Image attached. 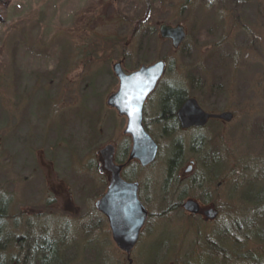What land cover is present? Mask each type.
<instances>
[{
    "label": "rangeland",
    "instance_id": "rangeland-1",
    "mask_svg": "<svg viewBox=\"0 0 264 264\" xmlns=\"http://www.w3.org/2000/svg\"><path fill=\"white\" fill-rule=\"evenodd\" d=\"M192 4L197 9L190 10ZM238 4L0 0V153L7 152L0 161V202L10 203L8 230L19 236L43 227L51 238L64 232L57 229L70 227L73 242L81 240L76 249L80 264L131 263L111 238L107 217L95 207L105 192L98 182L100 151L114 144L118 152L130 144L124 135L126 118L106 103L119 89L116 63L123 61L131 73L143 64L165 61L167 73L144 108L162 150L154 167L136 176L145 183L151 217L132 264H154L160 252L155 264H198L209 254L206 239L218 242L217 236L230 255L229 264H242L250 251L264 253V239L257 237L264 235V225L253 231L264 212L258 208L264 207V0ZM162 24L187 29L178 50L160 40ZM198 73L206 84L210 79L214 95L205 90L202 98L198 90L200 99L191 97L207 113L232 112L234 118L210 123L199 134L203 154L221 151V178L212 182L208 175L196 184L188 178L179 185L166 181L163 170L171 141L161 134L158 105L165 86L193 93L192 78ZM195 134L171 135L183 142L184 162L178 169L183 176L190 161H197L192 178L211 167L204 158L200 162L202 153L193 154ZM257 193L263 198L256 203L246 199ZM192 199L212 204L219 213L215 221L185 212L184 202ZM83 238L95 244L87 248Z\"/></svg>",
    "mask_w": 264,
    "mask_h": 264
},
{
    "label": "water",
    "instance_id": "water-1",
    "mask_svg": "<svg viewBox=\"0 0 264 264\" xmlns=\"http://www.w3.org/2000/svg\"><path fill=\"white\" fill-rule=\"evenodd\" d=\"M112 1L116 3L119 0ZM159 29L161 40L171 41L173 50H178L185 43L187 34L183 26L162 24ZM166 68L165 61H157L153 65H143L127 74L121 62L113 66L119 89L109 97L106 105L115 109L119 117L127 118L124 134L132 140L129 160L139 161L143 168L154 164L159 153L157 141L144 127V105L159 86ZM176 116L182 129L189 130L205 127L212 119L231 123L234 113H207L195 99L190 98L177 111ZM100 156L105 169L112 173L113 177L110 187L104 197L95 203V207L102 216L107 217L114 243L129 259L149 219L148 211L140 202L139 184L124 182L121 178L122 167L114 162V146L103 148ZM183 208L191 215H202L209 221H215L219 214L213 206L202 210L200 204L193 199L186 201Z\"/></svg>",
    "mask_w": 264,
    "mask_h": 264
},
{
    "label": "trees",
    "instance_id": "trees-1",
    "mask_svg": "<svg viewBox=\"0 0 264 264\" xmlns=\"http://www.w3.org/2000/svg\"><path fill=\"white\" fill-rule=\"evenodd\" d=\"M230 1L235 4H238L239 2V0H230ZM259 4L261 5L262 3L259 2ZM243 6L247 7L246 4H244ZM195 9L197 8L194 6V4H192L190 10H195ZM262 14H263L262 20L264 21V12ZM152 37L153 35H151V38ZM110 42L112 44L115 43V41H110ZM196 75L197 76L195 77V79L192 78L193 93L189 91L186 92L182 88L165 86L162 89L164 92L165 90L167 91L165 98L162 99L158 105L159 116H160L158 123L160 127H162L161 134L162 136L166 135L165 137H169L170 138L169 140L171 141L170 146L167 147V149L169 148L170 150L168 149V154L167 156H165L164 159L165 166L163 170L167 175L166 181L173 180L174 183L177 182L179 185L182 182L179 181L177 172L179 167L182 166V163L184 162L183 160L184 154L182 153L183 142L180 138L178 139L172 138L171 136L173 134L178 133L179 131L183 132L177 120L178 119V117L176 116L177 111L184 105L187 99L191 96H195L197 100L200 99V97L205 98V94H204L205 90L210 91V94L214 95L210 79H208L209 82L208 84H206V82L202 78H200L199 73ZM16 79L20 84L22 80L21 75L16 77ZM198 90L202 93L200 97L196 95ZM21 98H23L22 95ZM0 105H1V99H0ZM71 139L73 140L74 137L72 136ZM193 140L194 143L192 148L195 151V152L193 151V154L197 153V155L200 156V154L204 151V147L202 146L204 145L202 144L203 139L200 140L199 138H195ZM209 145L210 144H207L208 147ZM200 147L202 148L201 151H199ZM127 150L128 147L126 148V151ZM4 151H3L4 153H0V161H2V158L6 157L7 155L5 148ZM221 157H222L221 151H219L218 148L216 149L212 148L211 150L208 149V152H206V154H203V156L201 157L200 162H202L203 160L202 158H204L205 159L204 163L211 165V167L207 168L205 174L201 173L200 175L195 173V176L190 181H193L196 184L201 182L202 180H205V176L208 175H212L213 178V180L211 178L212 182L215 180L214 178H218V179L221 178V171L223 169V161H224L221 159ZM263 197L262 195L260 197V193H257L253 197L249 195V197H247L246 199L249 201H254L256 203L258 200H260L259 198H263ZM9 207H10L9 202L5 200H2L0 202V264H80L78 262L79 255L77 254L76 249L79 248L78 245L81 240H78L77 242L76 241L73 242L74 239L71 236L72 230H70L71 229L70 227L57 229L58 231L63 230L64 232H62L61 235H58V232H56L57 236L53 233V237L51 238L49 237V235L45 234L46 228L43 227L30 228L31 230H29V232L31 234L18 236V233H16L17 234L16 235L14 234V232H12V230L9 231L10 229L8 230V228L6 227L5 222L10 216V214L8 213ZM258 208L264 211V207H258ZM258 208H254V209H258ZM254 223L255 222H252V224ZM100 224L101 222L97 221L94 222L93 225L94 227L96 226L97 228L98 226H100ZM255 224L256 226L253 229V231L256 230L259 231V227L261 225H264V212L262 214V217L258 219ZM246 227L247 230L248 229L251 230L250 226H246ZM225 230L228 231V228H225ZM225 230L223 229L221 233H225L226 232ZM77 233H79V231H77ZM233 236H234L233 234H228V238L231 240H233ZM261 236L264 235H260V233L257 235V237H259L258 240L263 241L264 237ZM217 237H219L218 242L213 239L212 240L206 239V245L208 246L209 254L205 255L203 259L201 258L200 260H198V264H229L230 255L226 253V249L223 245L222 238H220V236ZM89 239L90 238L84 239V241L82 240L83 242H85L84 246H86L87 248H91V246L95 244V241L91 243ZM262 243L264 242H260V244ZM160 255L161 252L154 259V264L156 263V261H159ZM243 263L264 264V253L261 252V249L257 251H250L249 253H247L246 258L243 259L242 264Z\"/></svg>",
    "mask_w": 264,
    "mask_h": 264
},
{
    "label": "flooded vegetation",
    "instance_id": "flooded-vegetation-1",
    "mask_svg": "<svg viewBox=\"0 0 264 264\" xmlns=\"http://www.w3.org/2000/svg\"><path fill=\"white\" fill-rule=\"evenodd\" d=\"M178 120V119H177ZM146 121L147 120H145V118H144V127L147 129V131L149 132V134L151 135V137L153 138V139H155V141H157V139L155 138V136H154V134L151 132V129L149 128V124L148 123H146ZM178 123H179V120H178ZM210 123H217V124H219L220 123V121L219 120H215V119H212V120H210L207 124H206V126L205 127H199V128H190L189 130H183L182 129V127L180 126V124H179V126H180V128H181V130L183 131V132H189V131H191V132H194V133H196L195 134V136L197 137V138H200V132L202 131V130H205V129H207L208 127H209V125H210ZM126 137H128L129 139L128 140H130V144L132 143V140L130 139V137L129 136H126ZM158 142V141H157ZM130 144H128V142L124 145V148H122V150H118V152L116 151V146H115V149H114V151H115V156H114V162L116 163V165H118V166H121L122 167V170H121V178L123 179V181L125 182H128V183H134V184H136V183H138L139 184V190H138V194H139V199H140V202L142 203V205H144L145 207H146V209L148 210V215L150 214L149 213V208H148V206H147V204H146V202H145V200H144V194H143V192H144V187H145V183H143L142 182V180H140V179H138L136 176H138V174L141 172V175L144 173V171L145 170H147V169H149V168H152V167H154V165L157 163V162H155L154 164H152V165H150V166H148L147 168H143L142 166H141V164H140V162L139 161H137V160H135V161H130L129 160V157H130V153H131V147H130ZM158 146H159V153H158V156H157V158H159V156H160V153H161V145H160V143L158 144ZM170 146V145H169ZM128 147V152L126 151V148ZM100 155V154H99ZM99 163H100V165H99V167H98V174H100V176L98 177V182L100 183V185H102L103 186V188H105V192H104V194L106 193V191L108 190V188L110 187V183H111V181H112V177H113V174L112 173H110V172H108L106 169H105V165H104V163L102 162V158H101V156H99ZM194 166H197V161L196 160H191L190 161V165H189V168H187L186 169V171L184 172V176H183V172L182 173H180L181 172V169L180 170H178V172H177V174H178V177H179V181H181L182 183H185V182H187V180H188V178H189V180H191V174H193V172H194V170H193V168H194ZM137 168V170L138 171H136V172H134L133 170H135ZM135 174H134V173ZM196 172V171H195ZM181 177V178H180ZM140 178V177H139ZM166 180H167V177H166ZM104 194L102 195V197L101 198H103L104 197ZM100 198V199H101ZM199 204H200V206H201V208H202V210L203 209H208V208H211L213 205L212 204H210V205H202V203L201 202H198ZM185 204V203H184ZM184 204H183V206H184ZM182 209H184L183 207H182ZM186 212V211H185ZM188 213V212H187ZM151 215V214H150ZM149 215V218L151 217ZM194 215V214H193ZM195 216H198V215H195ZM200 217V216H199ZM149 220V219H148ZM148 222V221H147ZM147 224V223H146ZM109 228V227H108ZM145 228H146V225H145V227H144V229H143V231H142V233L144 232V230H145ZM110 229V228H109ZM111 232V231H110ZM141 233V234H142ZM111 237H112V235H111Z\"/></svg>",
    "mask_w": 264,
    "mask_h": 264
}]
</instances>
